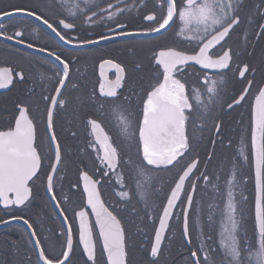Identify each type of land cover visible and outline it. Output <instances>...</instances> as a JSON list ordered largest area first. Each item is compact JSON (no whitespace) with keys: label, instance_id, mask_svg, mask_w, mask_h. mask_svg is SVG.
<instances>
[{"label":"flooded vegetation","instance_id":"obj_1","mask_svg":"<svg viewBox=\"0 0 264 264\" xmlns=\"http://www.w3.org/2000/svg\"><path fill=\"white\" fill-rule=\"evenodd\" d=\"M175 2L178 9L185 4V0H175ZM20 9H34L42 13L72 43L65 44L46 25L21 14L18 11ZM5 12L15 13V15L7 17L4 16ZM112 13H119L114 20L108 19ZM166 13L167 5L163 0H0V17H3L0 19V69L8 68L12 74V82L5 88H0V131L13 130L20 108L27 107L28 116L33 120L35 127V144L39 145L38 152L43 157V169L49 174L51 173L49 165L54 163V152L48 143L50 133L47 129L46 109L49 102L45 101L43 96H55L54 89L59 87L57 81L60 77L56 73L63 68V65L55 59V55H59L66 61H72L71 83L66 81L67 89L61 90L62 97L69 102L66 108L54 110L53 116V131L61 145L62 162L58 165L52 192L72 229L71 258L75 253L81 260L84 258L89 262L79 242L78 213L81 211H86L90 220L95 243V259L98 244L101 247L93 216L86 208L81 175L87 174L95 182H100V197L108 211L115 215L113 211L119 209L121 179H135L134 165H139L142 161V146H139L136 140L129 142L118 136L120 113L109 112L111 105L105 104L103 111L109 114H101L99 101H104L106 98L100 96V85L103 83L107 90L108 83L114 81L118 75L116 69L112 65L104 64V61L111 60L113 64H119L124 69V72L120 73L123 77V87L118 90L121 94L120 103L127 107L135 126L142 121L143 102L148 93L163 82V68L155 62L159 53L176 50L191 56L198 53L203 42H206V39L204 41L200 39L202 32H188L187 35L196 36V39H186L185 35L181 34L184 26L176 17L170 22L167 30L157 37L150 36L154 33L131 37L116 36V33L122 30L117 22L127 25L129 31L147 32L148 28L155 26L156 22L147 21L143 17L154 14L157 20H161ZM239 17L240 24L234 27L225 41L216 45L209 53L216 58L224 51L230 50L232 56L230 69H204L200 65L190 64L193 63L190 61L188 64L177 66L179 71L174 73V78L185 84V94L192 105L190 110L192 116L186 125L190 148L180 161L198 162L196 157L200 153L202 142H207L210 146V160L212 159L214 163L225 162L233 165L232 171H229L225 177V185L226 181L231 179V173L235 172L239 182L235 192L240 235L246 236L249 241L255 243L258 230L255 219L256 192L251 134L256 97L260 89L264 88V32L260 29V25L264 24V0H242ZM59 19L74 23V29H63L58 25ZM16 31H22L23 37H16L14 35ZM5 35L13 36V39L5 40ZM100 35L114 38L98 44L77 46L85 39H98ZM18 39L22 40L20 44L16 43ZM28 44H32V47H27ZM49 52L55 55L49 56ZM102 64L103 68H101ZM245 66L249 70L245 72L244 77H241L239 72L243 71ZM20 75H23V81L20 80ZM249 81L252 82L250 88ZM213 82H216L215 85ZM73 85L76 87L73 88ZM209 87H215L218 95L209 93L207 91ZM245 89H247L245 99L239 105L229 109L227 104L231 103L234 97L238 98L240 94H243ZM124 97L129 99L125 100ZM93 99L97 102L93 103ZM89 119L97 120L104 134L108 135L113 146L118 148L120 162L115 168H109L103 161L104 153L101 145L96 143V135L87 123ZM217 124L220 125L219 132L216 131ZM241 147L244 148L247 160L240 155ZM249 163L251 164L252 191L249 189L246 169ZM180 164L175 167L170 166L171 171L178 170ZM163 169L169 172L164 167ZM196 170L197 168L193 175ZM38 175L39 179L35 178L29 183L31 195L22 206L12 205L10 208H5L0 201V226L6 224L4 221L23 223V220L13 218L23 217L32 224L31 231L36 232L34 237L39 241L43 238L44 242L49 244L50 238L47 232H44L42 236V221L47 219L54 225L61 226L66 240L65 228L46 191L47 181L45 187H42V178L45 176L42 173ZM103 179L112 180L113 184H108L109 187L102 194ZM199 181L200 176L197 174L193 180V184L196 185L193 192V207L202 211L199 216L195 211L192 214L193 229L197 239L196 250L199 249L202 241L212 245L216 241L215 227L208 225L207 215L204 213L208 212V205L200 203L197 189ZM139 191L133 190L135 194H139ZM150 192H152L151 189L146 190L147 195ZM188 192H192L191 188ZM213 192L216 195V189ZM223 193L224 204H226V187ZM170 194L171 191L168 196ZM183 195L182 193L181 200ZM10 199H13V196ZM179 204L180 202L174 210V215ZM166 205L167 199L162 207ZM152 206L154 205H148L150 208ZM185 207L186 203L182 211ZM42 208L45 210L46 217L42 216ZM191 210L192 208H190L189 216ZM162 213L161 211L160 216ZM197 221H199V227H196ZM158 224L159 221L157 227ZM181 226L183 232V216ZM203 226L209 228L208 236L204 235ZM154 240L155 234L153 244ZM186 242H189V236ZM0 243L15 245L18 257L21 259L32 254L36 255L31 233L20 223L0 229ZM199 254L203 256V253Z\"/></svg>","mask_w":264,"mask_h":264},{"label":"snow or ice","instance_id":"obj_2","mask_svg":"<svg viewBox=\"0 0 264 264\" xmlns=\"http://www.w3.org/2000/svg\"><path fill=\"white\" fill-rule=\"evenodd\" d=\"M167 5V13L161 20H157L154 14H147L143 19L147 21H155V26L148 28L147 32H135L127 30V25L118 23V27L122 29L116 33L117 37H131L137 35H148L151 33H160L166 29L174 17L178 18L184 26L181 34L186 39H196V36L187 35L188 32L203 33L200 39L203 46L199 48L195 55H185L183 52L176 50L161 51L155 62L163 68V82L154 87L147 95L143 102V118L140 123L133 125L131 116L127 107L120 103L121 94L118 90L123 87V77L120 73L124 69L119 64H113L111 60H105L104 64L112 65L118 75L114 81H110L105 90V85H100V96L105 97L104 101H99L101 114L108 115L103 111L104 105L109 104L111 108L109 112L120 113V130L118 136L123 137L125 141L136 140L139 146H142V161L139 165H134V178L136 188L139 191L141 199L145 198L146 186L141 182L139 177H151L153 168H161L162 166L171 171V167H175L181 163L180 158L184 157L189 150V136L186 134V125L190 120L192 105L189 98L185 94V84L179 79L174 78V73L179 71L178 65L188 64L190 61L200 65L204 69L225 70L230 69L232 56L229 51L213 58L210 50L216 45H220L229 37L230 32L235 26L240 24L239 10L242 0H185V4L179 9L175 0H163ZM54 6V5H53ZM26 17L34 18L35 21L46 25L53 33L65 44L72 41L67 39L57 27L42 13H38L34 9L18 10ZM123 11V10H121ZM119 13H112L108 19L114 20ZM15 13L5 12L4 16L11 17ZM3 19V17H0ZM58 25L63 29H74L75 24L65 22L64 19L58 20ZM211 29V31H209ZM261 32H264V24L260 25ZM16 37H23L22 31L14 33ZM114 37L108 35H100L98 39H85L78 47L85 45L98 44L101 41L111 40ZM5 40H12L13 36H4ZM22 40H16L20 44ZM27 47L31 48L32 44ZM223 47V45H221ZM42 51V49H38ZM49 56L55 55L49 52ZM55 59L59 61L63 68L57 71V83L59 87L54 89L56 95L43 96L45 101L49 102L46 109L47 129L51 133L48 137L50 149L54 152V163H50L49 169L43 170V157L38 152L39 145L35 144V127L33 120L28 116L27 107H21L19 117L15 122V128L9 131H0V200L4 205H23L31 195L29 181L33 178L39 179L38 173H42L46 177V191L53 192L54 176L58 172V165L62 162L61 145L58 137L53 131L54 129V110L66 108L69 101L62 97L61 90L67 89L66 81L71 83L70 71L72 61L61 59L59 55H55ZM103 64L101 68H103ZM245 66L243 71L239 72L244 77L248 72ZM23 81V75H20ZM12 82V74L8 68L0 69V88H5ZM216 82H213L215 85ZM252 82H248L251 87ZM76 85H73L75 88ZM209 93H216L215 87L207 89ZM218 95V93H216ZM247 94L245 89L243 94L238 98H233L231 103L227 104L229 109L234 105H239ZM111 98V99H107ZM91 99V98H90ZM128 100V97H124ZM93 103L97 101L92 100ZM187 112V114H186ZM93 134L96 135V143L101 145L103 150V161L109 168H114L120 162L119 150L113 146L110 137L104 134L101 124L95 119L87 121ZM220 125H216V131L219 132ZM99 130V134H97ZM138 133V137H137ZM251 146L255 158V180H256V201H255V219L258 227V238L255 243L249 241L246 236L240 235V220L238 219V206L235 189L239 186L235 172L231 173V179L226 181V204L208 205L207 223L211 227L219 226V243L218 248L212 244H205L203 241L199 249L191 251V264H264V88L260 89L259 95L256 97V104L253 111V129L251 134ZM240 155L247 160L244 148L241 147ZM197 168V161H192L182 169V174L178 173L175 180V186L171 189L170 196L167 197V206L163 207V214L159 216V227L155 231V243L151 247L150 255L153 259L150 264H159L158 256L161 251V245L165 238V233L169 228V220L174 215L173 209L179 201L181 204L187 205L182 211L183 216V235L185 238L189 236V214L188 208H192L199 216L200 211L193 207L194 200L192 192L195 191L196 185L189 180L193 170ZM43 170V171H42ZM106 174V173H105ZM83 179L87 181L84 191L87 193V203L96 215V225L99 227V236L103 239V251L107 254V264H127V253L124 244V234L120 220L117 219L111 211L104 207L100 200V194L95 188V182L90 181L87 175ZM219 179V178H218ZM207 180V176H205ZM186 181L192 192L185 190ZM6 193H13L14 199H9ZM184 194V200L181 201V194ZM122 198L129 197L128 192H121ZM224 193L220 192L219 199L223 200ZM55 200L56 196L53 195ZM59 206V205H57ZM63 215V213H61ZM80 218V237L79 242L83 245L84 251L87 253L89 261L95 259V243L92 239V229L85 221L86 213L81 211L78 213ZM16 220H23V223L32 228V224L23 217H13ZM67 219V218H65ZM8 223V221H4ZM199 227V221L196 222ZM200 235H203L201 231ZM32 236H36V232H32ZM211 239V237H209ZM191 243V240H189ZM215 243V242H213ZM36 247L40 249L38 253V261L43 264H71L70 253L73 249L72 229L69 227L66 236V247L61 251L59 257L53 258L45 254V250L41 247V242L36 241ZM203 253V256H199ZM62 257V258H61Z\"/></svg>","mask_w":264,"mask_h":264},{"label":"trees","instance_id":"obj_3","mask_svg":"<svg viewBox=\"0 0 264 264\" xmlns=\"http://www.w3.org/2000/svg\"><path fill=\"white\" fill-rule=\"evenodd\" d=\"M210 146L207 142H202L200 147V153L196 157L198 160V167L195 175L191 176L189 180L193 183L194 176L199 174L200 181L197 185L200 203L202 205L217 204L223 205V200L219 199L220 192L226 187L225 177L229 171H232L233 165H229L225 162H216L209 159ZM190 162H181L178 170L164 171L163 167L157 169L152 168V174L150 178H139L141 182L146 186V190H152L147 195L145 191V198L141 199L139 194L133 192L136 188L135 179H121L120 193L128 192L130 200L128 198H122L120 195V202L116 211H113L120 220L124 233H125V250L127 253V264H150L155 259L150 255L151 247L153 246V238L159 221V216L162 211V206L166 202L168 194L175 185V180L178 178V173L182 174V169L186 167ZM251 163V162H250ZM249 163L247 174L249 178V189L252 191L251 182V164ZM44 170V169H43ZM42 170V171H43ZM207 176V180H205ZM219 178V179H218ZM46 178H42V187H45ZM112 185V180H102V194L105 193V189ZM111 187V186H110ZM190 187L187 182L186 191H189ZM216 189V195L213 190ZM104 196V195H103ZM225 197V196H224ZM252 198V195H251ZM184 200V195L182 200ZM154 205L151 208L148 205ZM181 206V209H180ZM184 204H179V209L171 221L168 228L165 240L161 247V251L158 256L159 264H191L192 257L191 251H196L197 244L196 235L193 229V209L190 212L189 223V240L191 243L186 242L182 232V208ZM147 211V212H145ZM207 214V212H204ZM42 216L46 217L45 210L42 208ZM204 235H209V228L203 226ZM47 232L50 238V243L47 244L41 238V246L45 250V254L53 258L59 257L61 251L66 247V240L63 230L60 225H54L52 221H42V236ZM216 241L213 247L218 248L219 243V226L215 227ZM53 247V250H52ZM198 255L200 256L199 252ZM62 258V257H61ZM0 264H39L38 258L35 254L30 255L24 259L18 257L16 246L8 243H0ZM71 264H107L100 244H98L96 259L94 262H87L84 258H78L75 253L71 258Z\"/></svg>","mask_w":264,"mask_h":264},{"label":"water","instance_id":"obj_4","mask_svg":"<svg viewBox=\"0 0 264 264\" xmlns=\"http://www.w3.org/2000/svg\"><path fill=\"white\" fill-rule=\"evenodd\" d=\"M167 29H165V30H163V31H161L160 33H154V34H152V35H150V36H152V37H157V36H160L161 34H163L165 31H166ZM38 53H40V54H42V55H44V56H47V55H45L44 53H42V52H38ZM190 64H194V63H190ZM179 66V65H178ZM256 104V103H255ZM19 117V116H18ZM18 117H17V119H18ZM16 119V120H17ZM16 122V121H15ZM14 128H15V125H14ZM13 128V129H14ZM50 133V132H49ZM51 134V133H50ZM35 140H36V137H35ZM252 151H253V149H252ZM197 165H198V162H197ZM58 167V166H57ZM253 167H254V178H255V158H254V153H253ZM115 168V167H114ZM194 171H195V169L193 170V173H194ZM193 173L191 174V176L193 175ZM39 174V173H38ZM50 174H52V173H50ZM55 175H56V173L55 174H53V176H54V178H55ZM84 175H87V174H82L81 175V178H80V180H81V187H82V190H83V193H84V195H85V199H86V208L91 212V214H92V216H93V220H94V223H95V221H96V215H95V213L93 212V210H92V208L88 205V203H87V193L84 191V189H85V184L87 183V181H85L84 179H83V177H84ZM88 176V175H87ZM190 176V177H191ZM89 177V176H88ZM189 177V178H190ZM33 179H35V177L33 178ZM89 180L90 181H94V180H92L90 177H89ZM31 181H29V183H30ZM95 182V181H94ZM186 183H187V181H186ZM186 183H185V185H186ZM99 184H100V182H95V188H96V190L99 192ZM255 192H256V180H255ZM48 193V195H49V198H50V200H51V203H52V205H53V207H54V209H55V211H56V213H57V215H58V217H59V219L61 220V222H62V224H63V226H64V228H65V232H66V235H67V230L69 229V225H68V223H67V221H66V219H65V217H64V215H61V210H60V208H59V206H57V203H56V201L55 200H53L52 199V192H47ZM100 194V193H99ZM182 195V194H181ZM192 195H193V192H192ZM256 195H257V192H256ZM6 196H7V198H9L10 199V197L11 196H13V199H14V194L13 193H6ZM29 198H30V196H29ZM181 198V197H180ZM29 200V199H28ZM27 200V201H28ZM100 200H101V202L103 203V201H102V199H101V197H100ZM1 201V203H2V206L3 207H5L6 208V206L4 205V203H3V200H0ZM27 201H25V202H27ZM179 202V201H178ZM178 202H177V204H178ZM103 205H104V203H103ZM12 205H8L7 206V208H10ZM16 206V205H15ZM20 206H22V205H19V206H16V207H20ZM167 206V205H166ZM104 207L106 208V206L104 205ZM186 207H187V205H186ZM185 207V208H186ZM176 208V207H175ZM175 208L173 209V213H174V210H175ZM189 211H190V208H188V214H189ZM83 212H85L86 213V211H83ZM163 214V213H162ZM172 219V218H171ZM171 219L169 220V224H170V221H171ZM85 221L87 222V224L91 227V225H90V220H89V217H88V215H87V213H86V216H85ZM16 223H20V224H22L25 228H26V230H28V232H30L31 233V236H32V231H31V229H29L28 228V226L27 225H25L24 223H21V222H19V221H12V222H8V223H6V224H4V225H2V226H0V229H2V228H5V227H8V226H12V225H14V224H16ZM78 223H79V231H80V218H79V215H78ZM95 226H96V229H97V231H98V235H99V227L96 225V223H95ZM122 227V226H121ZM158 227H159V224H158ZM157 227V228H158ZM123 229V228H122ZM257 230H258V227H257ZM167 232V231H166ZM123 234H124V231H123ZM165 235H166V233H165ZM80 237V236H79ZM99 238H100V242H101V247H102V250H103V239H102V237H100L99 236ZM32 239H33V242H34V248H35V252H36V256H37V258H38V253H39V251H40V249L39 248H37L36 247V241H37V239L34 237V236H32ZM92 239H93V234H92ZM186 239V241H188V238H185ZM94 241V240H93ZM154 243H155V240H154ZM124 244H125V235H124ZM80 245H81V247H82V249H83V245L80 243ZM83 251H84V249H83ZM84 254H85V257H86V259L88 260V257H87V253L84 251ZM103 254H104V257H105V260H106V263H107V254L103 251ZM71 255H72V252L70 253V259H71ZM195 258H193V260H194ZM95 260V259H94ZM89 261V260H88ZM89 262H92V261H89ZM39 264H43V262L42 261H39Z\"/></svg>","mask_w":264,"mask_h":264}]
</instances>
